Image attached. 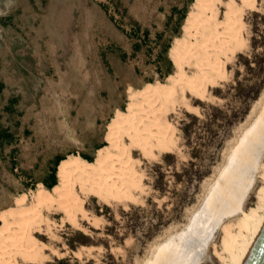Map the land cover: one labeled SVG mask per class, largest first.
Returning <instances> with one entry per match:
<instances>
[{"label":"rangeland","instance_id":"374dc122","mask_svg":"<svg viewBox=\"0 0 264 264\" xmlns=\"http://www.w3.org/2000/svg\"><path fill=\"white\" fill-rule=\"evenodd\" d=\"M193 1L0 0V125L13 135L0 149V214L17 208L22 196L34 204L57 155L95 158L131 92L167 81L165 47L184 37ZM244 33L245 46L205 97L187 92V104L177 95L169 105L175 148L147 157L135 151L142 175L133 198L108 202L76 186L97 221L68 217L57 204L41 208L31 225L40 258L19 264H147L187 230L264 108V0L246 10ZM185 69L196 71L193 64ZM257 162L244 212L264 186V149ZM239 214H223L209 236L188 238L183 248L195 253L194 264H223L214 245L223 222Z\"/></svg>","mask_w":264,"mask_h":264},{"label":"bare ground","instance_id":"6f19581e","mask_svg":"<svg viewBox=\"0 0 264 264\" xmlns=\"http://www.w3.org/2000/svg\"><path fill=\"white\" fill-rule=\"evenodd\" d=\"M256 2L193 1L183 25L184 37L176 38L168 51L177 67L176 73L169 74L165 82H148L142 89L131 92L126 108L118 110L109 122L108 145L97 149L94 160L69 154L58 165V182L52 188L42 185L33 205H25L26 196H22L17 208L0 214V264H19V259L33 263L39 260L43 246L32 235L31 225L39 222L43 207L57 204L68 217L83 214L91 222L97 221L83 206L76 186L108 202L133 198L142 175L137 169L141 160L134 156L135 151L147 157L175 148L174 125L168 120L169 105L177 101V95L186 103L187 92L203 98L209 85L225 77L231 57L245 46V13ZM189 64L195 66V73H187L185 65ZM263 149L264 108L229 154L202 210L186 231L161 245L147 264H183L185 258L186 264H194L195 253L190 251L188 255L183 248L188 247V238L192 234L209 236L212 224L225 219L223 214L228 217L239 212L236 218L223 222L220 244L214 245V254L223 264H242L264 225V186L257 191L256 206L245 212L242 207ZM261 166L263 172L259 177L264 181V164Z\"/></svg>","mask_w":264,"mask_h":264},{"label":"trees","instance_id":"16d2710c","mask_svg":"<svg viewBox=\"0 0 264 264\" xmlns=\"http://www.w3.org/2000/svg\"><path fill=\"white\" fill-rule=\"evenodd\" d=\"M138 46H139V44L136 43L135 47H138ZM169 48H170V44L165 47V52H166L165 58H166V62H167V67H166L167 68L166 69L167 75L174 72L173 61L168 56ZM3 87H4V83L0 79V92L3 90ZM12 137H13L12 133L0 125V149L2 148L3 144H5L6 142H9ZM81 156H83L84 158H86L90 161L94 160L93 157L88 156L84 153L81 154ZM66 157L63 155H57L56 156L54 166L52 167L50 175H49L50 180L49 181L48 180L42 181L47 188H52L58 182L57 168H58L60 161L65 159Z\"/></svg>","mask_w":264,"mask_h":264},{"label":"water","instance_id":"95a60500","mask_svg":"<svg viewBox=\"0 0 264 264\" xmlns=\"http://www.w3.org/2000/svg\"><path fill=\"white\" fill-rule=\"evenodd\" d=\"M242 264H264V225Z\"/></svg>","mask_w":264,"mask_h":264}]
</instances>
